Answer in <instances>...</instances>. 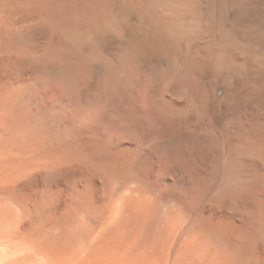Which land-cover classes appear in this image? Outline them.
<instances>
[{
	"label": "bare ground",
	"instance_id": "bare-ground-1",
	"mask_svg": "<svg viewBox=\"0 0 264 264\" xmlns=\"http://www.w3.org/2000/svg\"><path fill=\"white\" fill-rule=\"evenodd\" d=\"M0 264H264V0H0Z\"/></svg>",
	"mask_w": 264,
	"mask_h": 264
}]
</instances>
